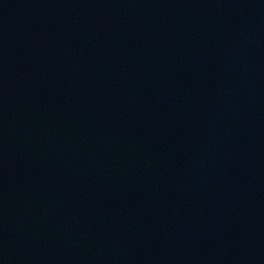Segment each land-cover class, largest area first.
<instances>
[{
  "label": "water",
  "instance_id": "water-1",
  "mask_svg": "<svg viewBox=\"0 0 264 264\" xmlns=\"http://www.w3.org/2000/svg\"><path fill=\"white\" fill-rule=\"evenodd\" d=\"M0 264H264V0H0Z\"/></svg>",
  "mask_w": 264,
  "mask_h": 264
}]
</instances>
